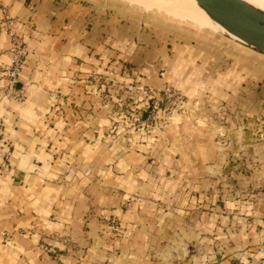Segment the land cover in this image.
Instances as JSON below:
<instances>
[{
  "label": "crops",
  "instance_id": "1",
  "mask_svg": "<svg viewBox=\"0 0 264 264\" xmlns=\"http://www.w3.org/2000/svg\"><path fill=\"white\" fill-rule=\"evenodd\" d=\"M89 1L0 0V9H8L27 49L17 86L23 97L16 100L4 90L11 38L0 12V144L11 149L8 168L0 175V233L7 235L0 236V264H176V251L168 243L170 249L152 245L159 231L148 224L167 220L168 213L156 217L157 205L148 203L124 211L118 197L108 193L110 186L144 188L145 175L131 177L141 153L129 148L131 141L123 149L119 142L103 139L109 119H95L87 110L64 118L56 109L70 110L72 102L86 109L89 96L77 79L104 70L111 60L108 68L116 79L140 69L142 80L175 81L191 96L204 85L206 68L216 62L189 46H174L169 57L160 45L161 34L168 30L143 18L146 11L126 7L125 12H111L101 0ZM157 58L162 59L157 68L164 64L168 69L161 76L153 63ZM197 59L201 64L187 70ZM55 91L66 97L68 106L62 102L55 107L50 95ZM170 128L181 133L177 150L185 170L193 155H224L232 144L231 136L223 137L220 147L212 142L207 153L204 147L186 146V121L174 119ZM167 161L172 160L166 154L160 167ZM90 171L93 178H88ZM246 207L239 216L241 227L236 228L244 236L242 245L229 249L231 255L205 250L189 264H256L264 245V187ZM101 219L115 221L120 235L103 229ZM205 225L199 233H188L194 239L201 233H220L210 221ZM176 250L179 253V247Z\"/></svg>",
  "mask_w": 264,
  "mask_h": 264
},
{
  "label": "rangeland",
  "instance_id": "2",
  "mask_svg": "<svg viewBox=\"0 0 264 264\" xmlns=\"http://www.w3.org/2000/svg\"><path fill=\"white\" fill-rule=\"evenodd\" d=\"M103 2L106 9L111 6V12H125L126 7L137 12L146 11L143 18H150L153 26L167 28L165 35L161 34L160 45L169 57L174 54V46H189L190 51L205 52L202 55L210 56L216 64L206 68L204 85L191 96L175 81L151 84L142 80L140 69L116 79L110 73L112 68H108L111 60L106 62L104 70H92L83 79H77L83 94L89 96L86 109L81 104L69 102L70 110L59 107L56 111L64 118L66 114L75 117L76 113L82 115V111L87 110L95 119H109L103 139L109 144L119 142L123 149L131 144L129 148L141 153V159L136 162L137 171H133L131 177L137 179L141 172L148 185L143 181L145 185L141 183V187L144 188L135 191L110 186L108 193L118 197V207L124 211L148 203L157 205L156 217L168 213L167 220L148 223L149 229L159 231L152 245L165 248L168 243L176 251L172 253L176 264H189L208 249L210 253L214 250L223 255L225 250L231 255L228 250L234 248L236 251L244 240L236 229L241 227L239 216L247 210L248 199L256 197L264 187V55L193 18L180 19L155 6L146 7L132 0H101ZM258 3L261 5L260 0ZM161 61L155 59L154 66L157 68ZM200 64L197 59L186 68L192 70ZM167 70L163 64L157 68V76ZM174 78L177 77L174 75ZM168 86L180 99L162 97L163 89ZM149 91L154 93V98H149ZM56 92L55 107L62 102L68 106L66 97ZM154 99L159 100V108L152 107ZM174 119H180V124L186 121V146L204 147L208 153L206 147L212 142L220 147V140L231 136L230 150L227 154L211 157L210 154L193 155L187 160L190 169L185 170L179 156L181 151L177 150L181 133L170 128ZM198 127L204 132H198ZM128 141L131 142L128 144ZM165 153L172 161L160 167ZM87 175L94 177L92 171ZM209 221L211 227L220 230L219 234L214 231L201 233L194 239L188 233V230L201 232L200 226L206 223V227ZM100 222L111 235H120L115 229L116 222L106 219ZM259 246L255 247V253ZM256 264H260V259Z\"/></svg>",
  "mask_w": 264,
  "mask_h": 264
},
{
  "label": "water",
  "instance_id": "3",
  "mask_svg": "<svg viewBox=\"0 0 264 264\" xmlns=\"http://www.w3.org/2000/svg\"><path fill=\"white\" fill-rule=\"evenodd\" d=\"M228 38L264 55V10L247 0H194Z\"/></svg>",
  "mask_w": 264,
  "mask_h": 264
},
{
  "label": "built area",
  "instance_id": "4",
  "mask_svg": "<svg viewBox=\"0 0 264 264\" xmlns=\"http://www.w3.org/2000/svg\"><path fill=\"white\" fill-rule=\"evenodd\" d=\"M2 19L4 21L6 30L11 38V58L10 61L4 65V79L5 85L4 90L8 97L20 100L23 97L22 92L18 89L19 84V73L21 71L22 64L27 55V49L24 43L23 38L16 32L14 27V19L10 15L8 9L1 8L0 9ZM52 98H57L58 93L51 92ZM149 98H154V93L149 91ZM162 97L166 100L173 99L174 101L180 99V97L175 93V91L171 87H165L162 92ZM152 107L159 108V100H152ZM11 152L9 147L2 146V142L0 144V175H2L6 169L8 168V161ZM114 223L115 221H111ZM0 236L6 238L7 235L5 232H1ZM261 253L260 264H264V245H261L259 248Z\"/></svg>",
  "mask_w": 264,
  "mask_h": 264
},
{
  "label": "bare ground",
  "instance_id": "5",
  "mask_svg": "<svg viewBox=\"0 0 264 264\" xmlns=\"http://www.w3.org/2000/svg\"><path fill=\"white\" fill-rule=\"evenodd\" d=\"M137 4L144 5L146 7L155 6L158 9H162L167 14L175 16L180 19L193 18V20L199 22L200 24L209 27L216 31H221L217 24H215L202 9L198 8L194 0H132ZM257 7L264 10V0H260L261 5L258 0H247ZM194 21V22H195Z\"/></svg>",
  "mask_w": 264,
  "mask_h": 264
}]
</instances>
